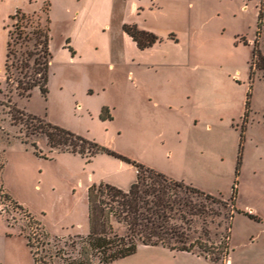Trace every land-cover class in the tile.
<instances>
[{
  "label": "rangeland",
  "instance_id": "1",
  "mask_svg": "<svg viewBox=\"0 0 264 264\" xmlns=\"http://www.w3.org/2000/svg\"><path fill=\"white\" fill-rule=\"evenodd\" d=\"M25 3L0 0V264H33L25 237L35 227L30 216L61 241L86 235L87 187L101 180L123 185L131 176L123 170L126 162L106 154L86 163L50 147L42 133L30 134L12 120L14 109L220 200H229L235 184L239 213L230 220L231 209L218 206L220 215L207 222L209 240L228 242L223 264H264V70L253 66L256 40L264 56V1L157 0L156 9L133 14L117 7L112 15H101L110 28L91 29L96 14L85 23L74 19L76 0H33L27 15L41 26L48 16L52 58L46 96L34 88L29 97L5 81L7 31L13 23L8 12H25ZM260 9L263 23L256 35ZM123 16L142 17L161 41L153 51L132 52L133 62L122 56L131 53L130 40L120 41ZM167 36L174 41L166 42ZM107 37L114 41V57L107 54ZM67 41L77 53L73 61L63 55ZM32 143L46 158L34 153ZM194 227L200 232L201 221ZM162 257L156 249H143L112 264H153Z\"/></svg>",
  "mask_w": 264,
  "mask_h": 264
},
{
  "label": "trees",
  "instance_id": "2",
  "mask_svg": "<svg viewBox=\"0 0 264 264\" xmlns=\"http://www.w3.org/2000/svg\"><path fill=\"white\" fill-rule=\"evenodd\" d=\"M47 11L48 9L45 10L46 15ZM261 14L260 9L256 35L259 34L260 24L263 23ZM9 19L13 23L7 31L6 84H13L19 96L29 97L34 88H38L40 93L46 96L52 58L49 48V18L46 16V25L41 26L38 22H33L31 16L17 9ZM122 30L140 49L160 41L157 35L139 29L136 24H123ZM256 44L257 40L253 47V58L258 62L253 61V66L264 70V56ZM252 72L250 67L251 82ZM249 96L250 92L247 93L245 101L243 121L247 117ZM12 120L25 124L30 134L42 133L50 147L79 155L86 163H89L96 154L103 153L122 160L137 170L135 179L127 188L104 181L92 183L87 187L86 235L77 234L61 241L60 238L52 237L44 226L30 216L35 227L25 237L33 264H110L134 254L140 244L162 246L171 251L191 252L204 256L215 264H223L222 260L229 254L228 242L224 240L218 244L210 242L206 226L208 221L220 215L218 206L229 207L231 211L228 219L233 218L236 211L235 184L232 186L229 200L223 201L182 180L172 179L104 149L95 142L62 127L43 122L36 116L26 115L19 109L12 111ZM242 140L243 130L238 146L236 174L241 163ZM31 145L37 156L44 157L35 143ZM2 167L3 163L0 164V170ZM4 198L11 200L7 193L4 194ZM214 206H217V209H214ZM244 214L252 220H259V217L252 213ZM198 221H201L200 232L194 227Z\"/></svg>",
  "mask_w": 264,
  "mask_h": 264
},
{
  "label": "crops",
  "instance_id": "3",
  "mask_svg": "<svg viewBox=\"0 0 264 264\" xmlns=\"http://www.w3.org/2000/svg\"><path fill=\"white\" fill-rule=\"evenodd\" d=\"M25 9H24V13L29 14L28 9V5H31L30 7H33L32 3L33 0H25ZM157 2V0H76V13L73 18L76 20H80L83 19L81 22L85 23L88 19V15L89 14H96V17L93 19L94 23L91 22V29L94 28L96 25H98L101 28L107 27L110 28L109 25H107V23L105 22L104 17H102L101 15L104 14H109L112 15L113 13H115V10L117 9V7H119V11H130V14H133L134 12H136L137 10H144V8H147L149 10H154L155 8V3ZM18 9V8H14L11 9L8 12V17L9 15L13 14L14 11ZM31 9V8H30ZM140 14H137V16ZM101 16V17H100ZM123 24H136L137 27L139 29L145 30V31H150L152 33H154L155 35L158 34V30L155 27L152 26H147L146 24H144L142 22V17L139 18V20L135 19H129V18H124L121 17L120 22H119V26H121V36H120V41L123 43H127L128 39L130 40L129 44L131 45H126L128 47L127 50H130L131 53H127V54H123L122 56H124V61L126 62H133L135 61L134 58H132V52L134 53V56L140 52H145L148 50H155L156 47L161 43V41H158L156 43H154L152 46L144 48V49H140L137 47L136 43L132 40V38L126 34L123 30H122V25ZM104 31V30H102ZM158 36V35H157ZM167 41H174L172 38H170L169 36L166 37V42ZM67 41V45H65V50L63 52L64 56H67V58L69 59V61H73L76 57V50L75 47H73V45L70 42V46L68 45ZM114 41L113 43H110V39H108L107 37V42L105 43V48L107 50V54L109 55V57H114L116 54L114 53L116 50L114 49ZM130 54V55H129ZM120 58V55H118ZM141 64V63H138ZM132 73L131 70L128 71V78L130 79ZM105 156V154H98L96 156L93 157V159L95 160L96 158H101ZM105 158V157H104ZM126 168V169H125ZM125 168H123L124 171L131 173V176L128 178V180L126 182H122L124 183L123 185L121 184H117L118 187H122V188H127L130 184V182L133 179L134 176V169L132 168L131 165L128 164V166H126ZM94 174V172L92 173ZM94 176V175H92ZM94 178V177H92ZM99 181V180H98ZM101 181H107V180H101ZM153 250L156 249L159 252L162 253V255L164 256V258L162 257L161 259H158L157 261H155L153 264H212L213 262H211L208 258L204 257V256H199L196 254H193L191 252H186V251H171L167 248H164L162 246H148V245H139L137 251L134 253H138L140 252V250ZM134 254L130 255L133 256ZM129 257V256H128ZM122 258L119 259L113 263H116L118 261H121L123 259ZM112 264V263H111ZM140 264H145V263H140ZM215 264V263H213Z\"/></svg>",
  "mask_w": 264,
  "mask_h": 264
}]
</instances>
